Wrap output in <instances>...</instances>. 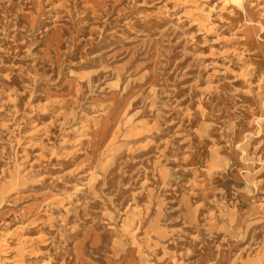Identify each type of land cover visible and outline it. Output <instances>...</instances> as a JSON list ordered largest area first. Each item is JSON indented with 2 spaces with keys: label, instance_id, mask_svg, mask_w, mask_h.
<instances>
[{
  "label": "rangeland",
  "instance_id": "374dc122",
  "mask_svg": "<svg viewBox=\"0 0 264 264\" xmlns=\"http://www.w3.org/2000/svg\"><path fill=\"white\" fill-rule=\"evenodd\" d=\"M264 264V0H0V264Z\"/></svg>",
  "mask_w": 264,
  "mask_h": 264
},
{
  "label": "bare ground",
  "instance_id": "6f19581e",
  "mask_svg": "<svg viewBox=\"0 0 264 264\" xmlns=\"http://www.w3.org/2000/svg\"><path fill=\"white\" fill-rule=\"evenodd\" d=\"M128 264H134V262L131 260V261L128 262Z\"/></svg>",
  "mask_w": 264,
  "mask_h": 264
}]
</instances>
